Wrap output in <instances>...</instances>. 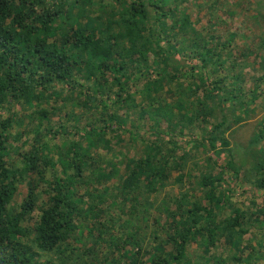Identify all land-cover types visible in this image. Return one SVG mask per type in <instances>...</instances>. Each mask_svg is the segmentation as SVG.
<instances>
[{"label": "trees", "instance_id": "obj_1", "mask_svg": "<svg viewBox=\"0 0 264 264\" xmlns=\"http://www.w3.org/2000/svg\"><path fill=\"white\" fill-rule=\"evenodd\" d=\"M194 4V0H0V109L39 108L41 103L53 100L52 106L46 103L47 108L43 104L37 109L41 111L40 119L45 120L59 106L83 97L84 104L93 111L109 113L100 128L89 125L87 135H98L108 129L121 131L125 122H120L123 116L112 112L115 105L123 110L125 105L129 111L139 109L140 118L150 114L154 121L148 132L139 131L137 122L136 128L126 131L131 139L143 143L144 153L136 167L132 166L125 184L119 186L118 191L122 189L125 194L130 191V197L111 223L118 225L127 215L128 220L119 227L125 230L127 238L111 243L116 235L109 226L102 222L89 226L90 230L108 232L111 237L107 242L116 253L127 255L129 264H200L188 254L191 241L196 239L207 240L209 254L205 259L210 264L264 261V252L252 254L247 249L255 251L256 247L244 240L253 228L264 230V210L230 209L242 170L235 155L237 149L244 148L254 165L251 190L264 191V119L261 123L256 120L259 115L256 109L261 107L264 112V72L254 82L247 78L246 70L251 66L243 68L232 48L236 32L229 37L222 30L221 36L209 41L213 38L211 25L219 16L211 14L208 23L202 26L197 13L192 14ZM255 11L260 16H257L260 30L264 31V5ZM216 29H221V24H215ZM197 40H202L200 45ZM211 42L216 46H211ZM260 59V68L264 70V36L260 37ZM174 83L181 86L177 94L181 100L171 104L177 97L171 87ZM108 84V90H104ZM64 92L69 95L64 96ZM57 100L62 104L57 105ZM20 116L21 110L0 121V264H76L65 250L75 254L81 249H73L69 238L75 235L74 224L80 214L74 196L88 177L89 161L84 160L88 149L78 140H68L72 143L64 152L60 146L51 144L53 138L47 139L41 128H35L36 143L23 154L22 167L11 165L7 160L11 129L14 122L20 124ZM197 122L199 136L189 135V130L196 131ZM176 129L188 137L184 144H194L192 154L172 153L174 146L170 145L174 143L164 138L176 137ZM250 129L253 130L248 135ZM237 133L242 138L236 137ZM72 138L74 134H65V140ZM49 147L62 166L54 183L40 173L44 164L54 167L53 158L46 155ZM189 163L199 173L188 176L193 193L177 200L176 209L153 208L147 203L138 207L136 189L144 186L145 191L159 193L172 183L170 175L186 172ZM119 172L117 169L114 174L118 176ZM37 174L41 180L34 185L29 179ZM90 178L92 184L100 186L97 179ZM22 180L28 181V193L20 209L12 212L11 204ZM41 183L48 184L51 191L39 205ZM140 208L165 210L167 216L163 225L164 214L154 215L156 222L149 237L136 231V221L145 225L151 221L149 215L138 213ZM36 211L40 214L34 219ZM104 211L92 204L95 219ZM29 219L33 226L23 225ZM162 234L163 243L171 248L155 252L153 243ZM225 238L231 241V246H227ZM219 243L229 256L211 255L212 249H219ZM141 244L144 245L141 251L134 252L133 247ZM127 246L132 248L126 249ZM90 248H84L78 258L94 252ZM43 254L57 257L43 262Z\"/></svg>", "mask_w": 264, "mask_h": 264}, {"label": "rangeland", "instance_id": "obj_2", "mask_svg": "<svg viewBox=\"0 0 264 264\" xmlns=\"http://www.w3.org/2000/svg\"><path fill=\"white\" fill-rule=\"evenodd\" d=\"M230 3H227L226 0H194V5L192 7V14L197 13V18L202 21V26H205L208 23V19L211 14L215 13L219 16V19H215L213 25H211V33L210 35L213 38L209 39V41L215 40V36H221L223 32H227L226 34L229 37H234V32L237 35L233 39L232 48H235L234 53L238 56L239 61H241L244 65L243 68H246V65H250L251 69L246 70V77L248 76L252 78L254 82L256 76L262 75L264 70L260 68V64H262V60L260 59V37L264 36V31L260 30V19H257V16L260 17L255 9L260 10V5H264L263 0H229ZM226 2L227 5H224L222 8V3ZM207 3L204 7L203 4ZM196 20V17L193 16V20ZM223 20V21H222ZM215 24H221V29L214 30ZM203 40L206 41V32L204 33ZM209 37V36H208ZM202 40H197V44H201ZM211 46H216L213 42H211ZM156 55V54H154ZM190 76L191 74H186ZM81 78V77H80ZM82 79V78H81ZM111 83V80H110ZM109 83V84H110ZM165 81H163V84ZM109 84L105 86L103 89L108 90ZM250 85V84H249ZM257 85V84H256ZM256 85H253V89H256ZM172 89L176 91L174 97L181 91L180 84L174 83L171 85ZM264 88V85H263ZM118 89V88H117ZM116 89V90H117ZM64 96H68V92H64ZM77 96V93L75 94ZM202 96V93L200 94ZM111 98L110 100H112ZM134 99V104H136V99ZM155 100H158V96L155 97ZM181 100V98L177 95L176 98L170 101L171 104H174L176 101ZM48 106H52L55 104L52 100L50 103L45 101ZM140 102V101H139ZM138 102V103H139ZM46 103H41L40 107H31L27 106V108H23L22 106H16L14 109H0V121L5 120L11 117L13 112H20V124L17 122L13 123V128L11 129L12 137L9 141L10 144V154L7 158L9 163L15 164L16 167H22V163L24 162L23 154L27 152L31 144H35L34 141V130L35 128L40 129L43 134H46L48 137L53 138V145L60 146L63 148L64 152H66L67 148H70L71 141L68 140H78L79 143L88 149V154H85L84 160H88V166L86 167L87 178L82 181L81 185L78 187V194L74 196V200L80 206V214L76 217L75 220V228L76 232L74 236H71L69 239L71 240L72 248L76 247L81 248L79 250V254H82L84 248L91 247L90 250L93 249L94 252L88 253L84 258H78L77 254H73L72 250H65L67 256H72V261L76 264H114L117 259H120L117 264H129L130 258L127 255H122L117 252L107 241L111 237L108 232L100 233V229H91L89 228L90 224H94L96 222H102L104 226L110 227V232L115 234L116 237L111 240V243H117L125 240L127 238L126 232L124 229L119 228L120 225L124 223L125 220H128V216L125 215L120 220L119 224H111L112 219L115 218L119 214L120 208H122V204L128 200L130 197V191L125 194L122 189H119V186L125 184V181L132 169V166L136 167L137 163L141 161L143 157V143L140 145V141L133 140L126 132L128 129L136 128L135 123L139 126V131H150L153 127L154 121L151 119V115L148 114L143 118H140L139 109L129 111L128 105H125V110L118 109V106H113V113L123 116L120 119V122L124 120L125 124H122L121 131L115 132L112 129H108L101 134L98 135H87L86 133L89 131V125H93L96 128H100L102 121L106 120L109 113L101 114L100 111H93L90 106L84 104V98L80 97L76 102L68 101L63 106H59L57 108V112L53 111V114L48 117V119H40L41 111L37 109H41V106H45L47 108ZM61 105L62 101L57 100V105ZM106 104V102L104 103ZM33 105H36L33 102ZM65 106V107H64ZM52 111L51 109H49ZM258 112V117L256 118L258 123H261L264 119V112L262 108L256 109ZM178 112V111H177ZM112 114V113H111ZM183 111L181 112V115ZM214 121V120H213ZM212 122V121H211ZM196 131L193 132L191 130L188 131L189 135L199 136V122L195 124ZM160 128V126L158 127ZM261 128V127H260ZM83 131L84 133L80 134L79 131ZM253 129H250L248 135H251ZM177 136H167L164 139L166 142L171 141L174 143V155H182L186 153H190L194 150L192 145L184 144L188 140V137L182 136L179 130H175ZM29 132V133H26ZM254 132H257V129H254ZM72 133L74 134V138L66 139L65 134ZM118 135V136H117ZM236 137L242 138V134L237 133ZM67 141L64 145L63 142ZM192 154V153H190ZM46 155L48 157H52L54 160V167H50L48 165H43V168L40 170L42 174V178L46 176V179L50 183H54L55 179L62 172V166L58 162L57 155L54 151L49 147L46 150ZM235 155L237 157V162L241 166V176L238 184V190L234 199V203L230 209L239 208L242 210H246L250 212L251 210L260 212V210H264V191L251 190V182L255 178L254 165L249 157L246 156V152L244 148H239L235 151ZM89 156V157H88ZM225 157V155H224ZM247 163L244 166V163ZM191 164V163H189ZM188 164L186 172H173L170 175L172 183L166 185L165 188L161 189L159 193H150L147 190L145 191V187L141 186L140 188L135 190L134 195H138L137 203L142 205V203L151 204L153 208L156 206H171L176 209L178 206L177 200L184 198V194H188L191 191L192 182L189 181L190 175L198 174L199 171L195 168L194 164ZM120 169L118 176L114 173ZM193 169V170H192ZM192 170V171H191ZM72 173V171L70 172ZM95 178L100 183V186L92 184L93 179ZM29 179V178H27ZM33 184H37L41 179L40 175H34L31 179H29ZM84 182V183H83ZM160 186L157 185V188ZM244 190L246 193H243ZM51 191L48 184L41 183L40 188L38 190L37 202L39 205L46 201L48 198L47 192ZM245 192V191H244ZM28 193V181L22 180L20 181L18 192L13 198V202L11 204L12 212L16 210V212L20 209V204L23 199L26 198ZM100 193V194H99ZM199 195V193H196ZM133 196V195H132ZM42 198V201H41ZM112 203V204H108ZM92 204L96 206L97 209L105 210L101 213V216L98 218H94L91 214ZM139 214L149 215L151 217V221L149 223L146 222V225L141 221H136V231L142 236H148L151 230L154 229V220L155 216L160 217L164 214L161 223L165 225L166 221V213L165 210L162 212H157L153 209H145L140 208L137 210ZM231 214L230 211H228ZM40 211H36L33 215L34 219L39 218ZM155 215V216H154ZM264 219V218H262ZM160 225V223L157 221ZM33 221L29 219L23 225H31L33 226ZM138 224V225H137ZM157 227V224H155ZM160 230V228H158ZM264 230H257L253 228L250 235H246L244 240H249L250 245L256 247V250H252L250 248L247 251L255 254L259 250L264 252ZM165 239L164 234H162L159 241L153 243L157 252L158 250H169L171 247L164 244L163 240ZM226 239V238H225ZM148 240V239H146ZM150 241L152 239H149ZM233 241H235L233 239ZM224 240L222 241V243ZM227 246H231V241L227 240ZM236 242V241H235ZM260 242V245H259ZM27 243V241H26ZM224 244V243H223ZM144 245L141 244L139 246L133 247V251L139 253ZM132 246H127L126 249H130ZM189 257L193 260L198 261L200 264H208L209 260L205 259V257L209 254V245L207 240L204 239H196L191 241L189 250ZM211 255H221L223 257L229 256V253L224 252L223 246L219 243V249L211 250ZM57 257L54 254H43V262H46L49 259H53ZM247 258V257H246ZM58 262V259H55ZM251 264H255L250 261ZM264 261H259L258 264H264ZM210 264V263H209ZM213 264V263H211ZM216 264V263H215Z\"/></svg>", "mask_w": 264, "mask_h": 264}]
</instances>
